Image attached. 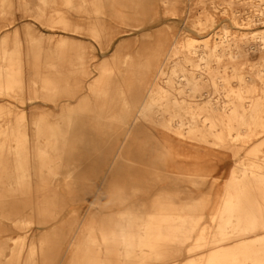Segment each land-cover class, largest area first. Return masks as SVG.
Masks as SVG:
<instances>
[{"label": "rangeland", "instance_id": "374dc122", "mask_svg": "<svg viewBox=\"0 0 264 264\" xmlns=\"http://www.w3.org/2000/svg\"><path fill=\"white\" fill-rule=\"evenodd\" d=\"M123 1L131 6L127 7L131 16L123 29L130 30L133 25L140 28L118 36L112 48L119 42L124 44L120 59L126 60L128 67L124 63L120 66L127 68L133 79L139 75V65L142 67L155 52L162 56L167 43L174 39L185 51L183 44L187 38L216 35L219 40L224 27L229 37L264 28V0ZM42 5L40 0H0V38L8 34L7 48L13 50L18 46L26 61L32 62V50L37 44L29 27L53 32L39 19V7H44L48 16L68 10L62 0ZM207 14L212 20L201 25ZM54 29L61 33L60 26ZM111 31L113 34L115 30ZM104 39L106 43L109 36ZM86 43L89 50L97 53L94 63L97 64L103 58L101 43L95 40ZM254 43L258 42L248 40V45ZM256 44L235 58L224 57L218 64L220 74L228 76L233 86L239 85L235 76L241 73L254 76L249 85H262L257 73L264 69V50L257 49ZM195 58L202 64L201 69L204 60ZM202 91L205 95L208 88ZM68 93L63 88L54 97L64 98ZM254 93L262 95L259 88ZM29 94L24 90L20 99L26 100ZM14 102L22 105L18 100ZM116 103L111 97L106 110L101 111L95 103L83 102L75 103L70 112L57 111L55 121H50L57 122L56 132L48 135L57 141L50 152L52 161L46 165L38 159L28 162L26 170L31 175L22 186L25 193L9 192L8 181L16 177L11 175L13 164L6 154L5 161L0 163V264H83L86 260L89 261L86 264H187L191 259H201L215 246L234 243V240L220 244L208 241L197 245L196 238L202 230L209 235L216 228L213 213L219 211L231 171L239 169L240 160L256 155L264 168V137L238 141L228 138L224 144H215L212 136L207 141L187 129L179 136L140 120L135 125L136 131L127 135L119 149L137 106L130 101ZM19 107V111L23 108L27 111L34 131L33 118L39 116L41 108L31 115L28 105ZM3 117L14 118L15 114L5 113ZM185 117H191L190 113ZM198 121L201 122L200 117ZM163 131L173 136L172 146L162 148L158 144L154 133ZM162 180L169 182V190L161 189ZM189 187L200 190L190 195L185 190ZM254 195L260 199L263 192L255 191ZM143 199L148 201L146 206L141 204ZM118 209L122 211L106 216ZM168 214L192 215L198 220L190 238L184 232L175 240L162 235L157 241L147 239L144 246H137L136 255L122 254L123 229L132 230L138 237L148 221L155 224ZM33 248L35 254L31 255ZM142 249L151 254L139 255Z\"/></svg>", "mask_w": 264, "mask_h": 264}, {"label": "bare ground", "instance_id": "6f19581e", "mask_svg": "<svg viewBox=\"0 0 264 264\" xmlns=\"http://www.w3.org/2000/svg\"><path fill=\"white\" fill-rule=\"evenodd\" d=\"M40 1L42 6L56 2ZM62 2L68 10L50 16L44 7H39V19L53 32H40L29 27L32 40L37 43L32 50V62L23 58L18 46L13 50L7 48L8 34L0 38V163L5 161L6 154L7 160L12 161L11 175L16 180L8 181L10 193H25L22 186L27 182L26 177L31 175L26 170L30 160L38 159L45 165L52 161L50 152L57 141L48 135H54L57 122L50 121H55L57 111L61 114L72 111L75 103H95L102 111L106 110L112 97L119 104L130 101L137 106L119 149L124 146L127 135L136 131L135 125L140 120L153 127L155 124L162 126L167 132L179 136L184 135L183 129L207 141L208 136H212L215 144H224L228 138L238 141L245 137H264V69L257 73L261 86L249 85L248 82H254L255 78L244 73L235 76L240 83L233 86L228 76L220 74L218 65L224 57L235 58L254 48L256 43L248 45L250 38L258 42L257 49L264 50V28L229 37L224 27L219 40L216 35L187 38L183 44L187 48L185 51L176 45L174 39L167 43L168 48L162 56L155 52L142 67L139 65V75L133 79L132 73L120 66L122 63L126 65V60L120 59L124 44L119 42L112 48L118 36L140 28L133 25L130 30L123 29V24L131 16L127 9L130 5L123 0ZM211 20L212 16L207 14L200 24L205 26ZM56 25L61 27V33L55 32ZM111 30H115L113 34ZM106 36L109 40L105 43ZM89 40L101 43L103 58L97 64L94 63L98 55L89 50L86 43ZM109 51L112 52L107 55ZM195 56L204 60L203 69L199 68L202 64L196 62ZM63 88L69 92L66 97L55 98V93ZM205 88L208 92L204 95L202 90ZM258 88L261 96L254 93ZM24 90L30 93L26 100L20 99ZM16 100L22 105L14 102ZM25 104L31 115L41 108L39 116L33 118L34 131L25 108L19 111V106ZM5 113H14L15 117H3ZM189 113L191 117H185ZM167 132L154 133L162 148L173 144V136ZM256 158L255 155L240 160L239 169L231 171L219 211L213 213L216 228L209 235L202 230L196 238L197 245L208 241L220 244L234 240V243L215 246L201 259H191L187 264H264V168ZM160 185L163 190L170 189L165 180ZM185 190L194 195L200 189L189 187ZM255 191L263 192L260 199L254 195ZM147 202L143 199L141 204L146 206ZM152 206H155L154 202ZM120 211L113 210L106 216ZM197 221L192 215L168 214L155 224L148 221L138 237L132 230L123 229L122 254L136 255L137 246H144L147 239L157 241L163 238L162 235L175 240L180 232H184V236L190 238ZM138 238L140 244L136 242ZM149 246L154 247V244ZM31 250L34 255L35 249ZM150 254L144 249L139 252L144 257ZM88 262L83 261V264Z\"/></svg>", "mask_w": 264, "mask_h": 264}]
</instances>
